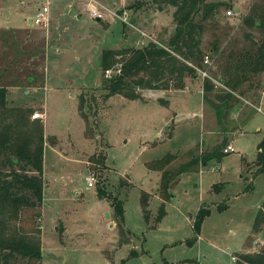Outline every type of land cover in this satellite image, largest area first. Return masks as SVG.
Instances as JSON below:
<instances>
[{"label": "rangeland", "instance_id": "obj_1", "mask_svg": "<svg viewBox=\"0 0 264 264\" xmlns=\"http://www.w3.org/2000/svg\"><path fill=\"white\" fill-rule=\"evenodd\" d=\"M86 1L97 4L102 17L91 16ZM209 1L224 3L203 33L210 64L202 67L215 78L229 50L248 44L243 18L256 0ZM45 3L47 29L29 22ZM158 5L152 0H0V86L7 89L9 106L39 111L44 125L43 201L40 213L26 223L41 230L42 264H234L237 253L264 237V225L252 229L264 198V172L255 173L254 164L264 134V72L252 80L254 87L245 82L224 97L226 103L219 95L224 91L199 92L198 72L199 81L184 82L190 90L170 85L137 88L136 99L104 97V50L163 43L173 32L174 8ZM228 9L236 13L228 16ZM214 41L219 51L211 54ZM222 128L233 151L201 164L203 154L223 141ZM208 141L210 147H204ZM165 154V169L173 171L192 156L199 160L170 181L172 197L163 200L165 214L158 223L161 171L148 165ZM88 171L97 177L91 188ZM117 200L124 208L127 243L118 242ZM200 206L210 213L196 234Z\"/></svg>", "mask_w": 264, "mask_h": 264}, {"label": "trees", "instance_id": "obj_2", "mask_svg": "<svg viewBox=\"0 0 264 264\" xmlns=\"http://www.w3.org/2000/svg\"><path fill=\"white\" fill-rule=\"evenodd\" d=\"M152 1L158 3L160 9L164 6L174 8L173 32L163 43L150 41L142 47L104 50L101 56L103 70L110 68L111 63L120 64V72L107 78V92L104 94L106 98L120 94L136 99L140 96L135 91L137 88L168 89L170 85L178 88L184 85L185 79L197 76L192 65L202 67L206 23L213 21L219 6L224 3L209 0ZM243 20L249 26V31L245 34L248 44L237 50L231 48L227 59L218 65L219 73L213 78L219 82V86L216 87L208 78L202 81L203 90L206 92L214 89L224 91L225 95L219 94L221 100L231 96L245 82L253 85L252 80L264 72V0H256ZM252 31H256L257 35L253 36ZM208 51L211 54L219 51L216 41L209 46ZM6 96V87L0 86V264H42L41 230L39 226H26V223L32 222L33 217L40 213L38 211L43 201L44 125L40 119L30 118L33 109L9 106ZM78 109L85 119L82 102ZM222 148L217 147L214 151L203 154L201 164L208 160L220 161L225 154ZM168 156L169 154H165L148 165L149 169L161 171L159 193L163 200H168L171 196L167 189L172 178L187 171L185 167L199 160L192 156L181 168L173 171L165 169L167 163L169 164ZM254 164L255 173L264 172V134L257 144ZM99 193L100 190L97 194ZM140 201L142 210L146 211L148 201L143 191ZM114 205L120 219L118 242L127 243L129 239L122 236L126 231L122 225V202L117 200ZM222 208L221 205L218 206V209ZM31 211L35 212L30 214ZM164 213L162 201L156 217L157 222ZM209 213V208L200 206L198 209L193 223L196 234ZM263 224L264 198L255 214L253 231L258 232ZM234 264H264V238L258 251L237 253Z\"/></svg>", "mask_w": 264, "mask_h": 264}, {"label": "built area", "instance_id": "obj_3", "mask_svg": "<svg viewBox=\"0 0 264 264\" xmlns=\"http://www.w3.org/2000/svg\"><path fill=\"white\" fill-rule=\"evenodd\" d=\"M86 5V9L88 11V13H90L91 16L95 17V18H100L102 17V13H101V10L100 8H98L97 4L93 3V1H86L85 3ZM125 13V12H124ZM236 12L234 9H228L226 11V14L228 16H232L234 15ZM118 18L122 19L123 22L126 21V18L123 17V16H120L119 14L116 15ZM31 22L34 23V24H37V25H40L44 28H48L49 26V23H50V10H49V6L48 4H43L41 7L37 8L33 18H31ZM127 23V22H126ZM143 34V33H142ZM209 57L208 55H204L203 57V61H202V64L204 65H209L210 62H209ZM190 65H192L191 63H189ZM196 72H198L200 74V76L202 77V80H204L205 78H208L210 80H212V82L214 83V85L217 87L219 86V82L214 79L209 73H208V70L207 68L205 67H197L195 65H192ZM114 70V71H113ZM120 72V64L115 68V69H111V68H108V69H105V76L107 78L111 77L113 73H119ZM258 110H260L258 108ZM42 116V114L39 112V111H35L32 113L31 115V118L32 119H36V118H40ZM222 151L224 153H227L229 151H233V147L231 145H227L225 147L222 148ZM97 181V177H96V174L92 171H88L87 175H86V185L88 188H91V187H94L95 186V183Z\"/></svg>", "mask_w": 264, "mask_h": 264}, {"label": "crops", "instance_id": "obj_4", "mask_svg": "<svg viewBox=\"0 0 264 264\" xmlns=\"http://www.w3.org/2000/svg\"><path fill=\"white\" fill-rule=\"evenodd\" d=\"M49 1H51V0H49ZM81 13L82 12H79L78 14H77V16H79V15H81ZM29 22H31V18L29 19ZM187 79H191V81H199L198 79H199V77L198 76H196V77H194V78H187ZM187 79H185V81L187 80ZM201 79V78H200ZM202 80V79H201ZM200 80V83L202 84V81ZM190 81V80H189ZM198 83V82H197ZM184 87H185V90H190V87L188 86V85H184ZM198 89H199V92H200V90H201V92H203V88H199V85H198ZM198 91V90H197ZM260 110H258V108H257V111L258 112H263L262 110H261V108H259ZM264 113V112H263ZM224 120H225V118H224ZM201 128H202V126H201ZM229 130H232V128H230ZM202 131L204 132V134H208L209 133V131L208 130H204L203 128H202ZM223 135H222V138H223V141L221 142V143H219L218 145H217V147H219V148H222V147H225V146H227V145H229L227 142H226V137H227V135L225 134V132H228V130L227 131H225V129H221V131H220ZM226 136V137H225ZM208 143H209V141L208 142H205V144H204V147H207V146H209L208 145ZM222 144H224V145H222ZM210 147V146H209ZM230 152V151H229ZM228 153V152H227ZM226 154V153H225ZM209 161V163L211 162V161H213V160H208ZM208 161H206V165L207 164H209V163H207ZM171 162V161H170ZM206 165H204V166H206ZM148 170H150V171H154V170H152V169H148ZM201 170H199V172H200ZM155 172H157V171H155ZM201 173V172H200ZM172 197V195L170 196V198ZM159 198H160V200L161 201H163V199H162V197H160L159 196ZM169 200V199H168ZM168 200H165V203L168 201ZM164 209H165V207H164ZM123 210H124V208H123ZM210 210V209H209ZM165 214V213H164ZM161 219H162V217H161ZM161 219L158 221V223L161 221ZM264 225V224H263ZM198 236H200V235H198ZM264 238V237H263ZM263 240V239H262ZM260 241L259 243H257V245L254 247V248H252V247H250V248H247V249H245V250H243V251H241V252H244V251H246V252H254V251H258L260 248H261V245H262V242L263 241ZM261 243V244H260ZM233 259H234V257H233Z\"/></svg>", "mask_w": 264, "mask_h": 264}]
</instances>
